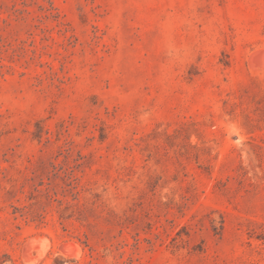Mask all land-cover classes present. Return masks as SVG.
Returning a JSON list of instances; mask_svg holds the SVG:
<instances>
[{
	"label": "rangeland",
	"instance_id": "rangeland-1",
	"mask_svg": "<svg viewBox=\"0 0 264 264\" xmlns=\"http://www.w3.org/2000/svg\"><path fill=\"white\" fill-rule=\"evenodd\" d=\"M0 264H264V0H0Z\"/></svg>",
	"mask_w": 264,
	"mask_h": 264
},
{
	"label": "bare ground",
	"instance_id": "bare-ground-1",
	"mask_svg": "<svg viewBox=\"0 0 264 264\" xmlns=\"http://www.w3.org/2000/svg\"><path fill=\"white\" fill-rule=\"evenodd\" d=\"M75 251V250H74ZM74 253V252H73ZM67 254V253H66ZM71 254V253H70Z\"/></svg>",
	"mask_w": 264,
	"mask_h": 264
}]
</instances>
